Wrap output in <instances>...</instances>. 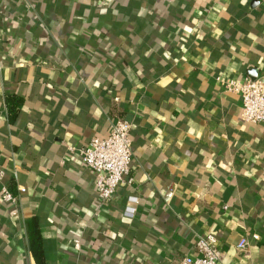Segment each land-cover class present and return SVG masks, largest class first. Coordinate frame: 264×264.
Listing matches in <instances>:
<instances>
[{
	"label": "crops",
	"instance_id": "crops-1",
	"mask_svg": "<svg viewBox=\"0 0 264 264\" xmlns=\"http://www.w3.org/2000/svg\"><path fill=\"white\" fill-rule=\"evenodd\" d=\"M218 75L264 80L263 0H0V264H170L207 234L264 264V134ZM118 117L133 181L97 211L68 147Z\"/></svg>",
	"mask_w": 264,
	"mask_h": 264
},
{
	"label": "built area",
	"instance_id": "built-area-1",
	"mask_svg": "<svg viewBox=\"0 0 264 264\" xmlns=\"http://www.w3.org/2000/svg\"><path fill=\"white\" fill-rule=\"evenodd\" d=\"M264 1V0H263ZM217 80L224 90L237 93L242 100L241 119L245 122L261 124L264 134V80L250 77L242 80L218 75ZM132 123L123 117H118L111 123L109 132L104 137L94 136L90 141L79 147L69 146V151L77 152L81 163L91 170L94 176L96 190V210L108 207L120 184L132 183L131 162L133 148L131 139ZM5 169L0 163V198L4 202L13 204V212L19 203L20 192H13L7 186ZM136 201L137 198H132ZM134 207H130L127 214L133 215ZM254 240L259 239L253 234ZM249 241L242 238L237 247L246 250ZM197 255L185 257L179 262L170 264H224L225 253L216 246L214 234L200 236L196 242Z\"/></svg>",
	"mask_w": 264,
	"mask_h": 264
},
{
	"label": "trees",
	"instance_id": "trees-1",
	"mask_svg": "<svg viewBox=\"0 0 264 264\" xmlns=\"http://www.w3.org/2000/svg\"><path fill=\"white\" fill-rule=\"evenodd\" d=\"M7 106L9 108L10 111V116H13L15 114V106L17 105V102H19L17 99H13V98H8L7 99ZM31 243H34L33 239L31 241Z\"/></svg>",
	"mask_w": 264,
	"mask_h": 264
}]
</instances>
